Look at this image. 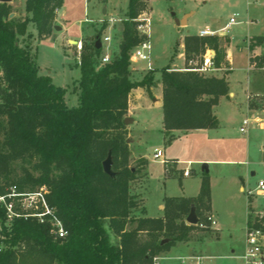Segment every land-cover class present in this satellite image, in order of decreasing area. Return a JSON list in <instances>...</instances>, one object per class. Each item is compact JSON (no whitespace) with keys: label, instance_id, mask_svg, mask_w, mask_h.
Returning a JSON list of instances; mask_svg holds the SVG:
<instances>
[{"label":"trees","instance_id":"trees-1","mask_svg":"<svg viewBox=\"0 0 264 264\" xmlns=\"http://www.w3.org/2000/svg\"><path fill=\"white\" fill-rule=\"evenodd\" d=\"M63 2L26 0L27 16L21 20L9 17L10 3L0 2V193L12 184L20 190L46 185L48 202L67 231L55 238L48 222L16 218L0 264H150L194 229H208V213L201 216V210L210 209L209 178L203 176L196 196L165 197L162 216L146 215L144 200L131 190L145 161L140 168L129 166L124 118L131 91L139 86L149 89L151 80V76L132 80L130 61L133 49L146 38L138 32L136 18L147 4L129 0L119 51L108 62L101 61L102 47L96 48L102 31L83 38L76 87L79 104L68 107L65 88L39 73L32 42H21L30 22L39 38L49 35ZM263 43V35L251 37L250 53ZM183 45L187 63L201 60L207 47L216 51V67L225 63V46L216 35L188 34ZM263 59L250 55V64L262 67ZM195 68L161 69L162 121L168 142L175 130L219 124L213 108L229 95V82L225 75H206ZM109 151L115 176L102 165ZM192 204L206 226L186 222ZM113 237L118 240L113 242Z\"/></svg>","mask_w":264,"mask_h":264},{"label":"rangeland","instance_id":"rangeland-1","mask_svg":"<svg viewBox=\"0 0 264 264\" xmlns=\"http://www.w3.org/2000/svg\"><path fill=\"white\" fill-rule=\"evenodd\" d=\"M25 1L10 3V14H13L10 18L21 20L27 16ZM144 1L151 20L149 40L154 71L149 73L146 61L139 60L137 65L131 63L132 80L140 82L151 76L149 89L136 87L129 96L126 116L135 119L126 125L129 166L140 168L141 161H145L137 179L131 183V190L145 201L146 215L156 216L161 212L159 204L165 197L196 195L203 176L207 175L215 220L222 227L221 241L213 239V226L208 225V229L203 230L199 227L187 239L176 241L168 251L161 252L160 264H240L239 257L224 259L208 255L230 254L232 237L242 236L246 226L248 190L252 192L254 208H264V193L257 187L260 180L264 181V127L252 122L246 132L240 131L246 117L257 115L264 120V59L262 67H255L248 59L249 38L264 34V0ZM128 3L129 0H64L55 13L53 30L44 38H39L35 25L29 23L28 35L21 38V42H32L39 73L50 76L55 85L65 88L68 107L79 104L76 87L81 75V49L69 39L82 41L86 36L102 31V37L109 35L111 42L108 48V43L102 42L101 56L108 52L111 58L114 57L119 51L120 31ZM186 14H190L189 24L177 25L175 19H182ZM231 17L235 18V23L226 28L230 41L225 47V52L230 49V54L226 52V55L231 58V65L203 73L216 76L228 73L230 92L232 89L235 96H223L214 106L213 112L219 121L216 128L175 132L176 137L168 142L163 128V110L158 102H154V97L162 93L161 69L165 66L200 67L203 57L188 63L185 60V36L197 34L206 27L219 32ZM227 35L224 38L216 35L222 46H225ZM255 56L264 58V48ZM248 93L251 95L246 99ZM247 102L252 111L248 110ZM157 149L163 150V158L172 161L167 168V162L164 165L161 158L153 157ZM204 164H207V173L202 169ZM185 169L190 170V175L183 174ZM241 184L244 191L239 190ZM208 212L201 210V216ZM117 240L113 237V242Z\"/></svg>","mask_w":264,"mask_h":264},{"label":"built area","instance_id":"built-area-1","mask_svg":"<svg viewBox=\"0 0 264 264\" xmlns=\"http://www.w3.org/2000/svg\"><path fill=\"white\" fill-rule=\"evenodd\" d=\"M136 20L138 32L146 36V38L133 49L130 61L132 64L139 60L146 61L147 69H152V45L149 40L151 26L150 16L146 11H143L138 15ZM233 23H235V18L231 17L226 27L219 32L210 29H201L199 30L198 35H219L220 32H226V28ZM103 41L109 43L111 37L109 35H104L102 37V42ZM76 46L79 50L82 49V41H76ZM215 55V50L207 47L203 53L202 65L195 69L201 72L219 69V67H216L214 64ZM109 60L110 54L106 52L101 58V61L104 63ZM262 121V118L259 116H253L252 118L246 117L242 121L240 131L246 132L247 127L252 122L260 124ZM262 148L264 150V143ZM163 156L164 152L162 149H157L153 153L155 159L161 158V161L166 162ZM189 174L190 170L185 169L184 175ZM257 187L259 192L264 193V181L260 180ZM48 193L49 188L46 185L39 186L34 190H20L16 184H12L7 187L4 193H0V208L4 211V216L0 218V253L3 252L8 245V231L11 229L13 221L16 218H35L42 223L48 222L50 224V231L55 238H62L67 234V231L64 229L61 220L56 215L54 208L50 206L48 202ZM248 194L251 196V190H248ZM207 220L210 226H215L216 220L211 214H208ZM198 224L201 227L206 226V224L201 222ZM261 225L264 226V208L250 210L246 226L245 249L242 254L239 255V259H241L240 264H264V229ZM160 258V256H155L153 262L150 264H160ZM196 258L200 259L199 256Z\"/></svg>","mask_w":264,"mask_h":264},{"label":"crops","instance_id":"crops-1","mask_svg":"<svg viewBox=\"0 0 264 264\" xmlns=\"http://www.w3.org/2000/svg\"><path fill=\"white\" fill-rule=\"evenodd\" d=\"M13 1L14 0H11V4L13 3ZM191 14V13H190ZM190 14H186L185 15V18H186V24H189V19H188V17L190 16ZM202 29H209L208 27H206V28H202ZM201 30V29H200ZM199 32V31H198ZM198 32H197V35H198ZM225 35H227L226 34V32H220V34H219V36L220 37H222V38H224L225 37ZM259 35H263L264 36V34H258V35H253V36H259ZM253 36H251V37H253ZM250 37V38H251ZM249 38V39H250ZM226 39H229V36L227 35V38H225V40ZM70 41H75V40H72V39H69V42ZM229 41H230V39H229ZM249 41V40H248ZM111 42V41H110ZM109 42V43H110ZM109 43L107 44V48H108V46H109ZM229 43V42H228ZM228 43H226L225 42V47H226V45L228 44ZM183 47H184V45H183ZM262 48H264V43L262 44V45H260V46H257L253 51H252V55H255V54H257V55H259V53H260V50L262 49ZM226 49V48H225ZM249 50V49H248ZM216 52V51H215ZM227 54H230V49H227ZM185 54V53H184ZM182 55H183V52H182ZM250 55H251V53H250V51H249V63H250ZM231 65V58L230 57H228L227 55H226V58H225V63L224 64H222V66L221 67H223V66H227V65ZM134 65H137V63H134ZM221 67H219V69L221 68ZM140 68L141 69H144L145 67L144 66H140ZM229 70H228V72L231 70V66H229V67H227ZM132 71V70H131ZM228 73H225V74H223V75H225L226 76V78H227V80H228V75H227ZM222 76V75H221ZM228 82H229V80H228ZM161 88H162V86H161ZM229 88H230V84H229ZM234 95L235 96V92L231 89V92L229 93V95ZM251 94H247L246 95V99L247 98H249V96H250ZM154 102H158L157 104L159 105V106H161V108H162V93L161 94H158V96H156V97H154ZM247 108H248V110L249 111H252V110H250L249 109V107H248V102H247ZM255 116H257V115H255ZM162 118H163V116H162ZM263 120V119H262ZM133 121H135V119L133 120ZM260 125V127L261 128H263L264 127V120L259 124ZM242 126V125H241ZM240 126V127H241ZM190 131H192V130H188V131H181V130H175V131H173L172 132V139H174L176 136H175V132H178V133H180V132H190ZM244 133V132H243ZM164 160L167 162L166 163V168H167V164L169 165L170 164V162H172L171 160L169 161V160H167L166 158H164ZM164 165H165V162H164ZM165 168V169H166ZM204 171V170H203ZM183 174H184V172H183ZM147 175V174H146ZM190 175V174H189ZM185 176H188V175H185ZM199 190H200V186H199ZM199 190H198V193H199ZM239 190L240 191H244L245 190V188H244V186L241 184L240 186H239ZM197 193V194H198ZM196 194V195H197ZM196 195H191V196H186V197H193V196H196ZM251 198H253L252 197V195L251 196H248V205H247V211H246V226H247V221H248V218H249V211L251 210H258V209H262L263 207H260V208H258V209H255L254 208V206L252 205V202H253V199L251 200ZM144 203H145V201H144ZM145 205V204H144ZM146 207V206H145ZM163 203H160L159 204V209H160V213L158 214V215H156V216H149V217H158V216H162L163 215ZM146 213H147V210H146ZM208 214H211L215 219H216V216H215V209H214V206H213V204H212V197H211V202H210V209H209V212H208ZM148 216V215H147ZM246 226L243 228V232H242V236L241 237H237L236 239H234L233 237H232V248L230 249V254H223V255H219V254H217V255H208V257H222V258H224V259H237L238 257H239V255L240 254H242V252L244 251V249H245V237H246ZM213 228L215 229V233H214V235H213V239H215V242H220L221 241V230H222V227L220 226V224H219V222L218 221H216V224H215V226H213ZM212 236V235H211ZM234 239V240H233ZM197 257V256H196ZM200 257V256H199ZM206 257H207V255H206Z\"/></svg>","mask_w":264,"mask_h":264},{"label":"water","instance_id":"water-1","mask_svg":"<svg viewBox=\"0 0 264 264\" xmlns=\"http://www.w3.org/2000/svg\"><path fill=\"white\" fill-rule=\"evenodd\" d=\"M0 2L2 3H10L11 0H0ZM13 15V14H10V16ZM176 20V24L179 25V26H184L186 25V18H182V19H175ZM57 29H60L59 26H55ZM76 43V41H74ZM102 47V39L100 37H98L96 39V48H101ZM133 118L130 117V116H126L124 118V123L126 125H128L129 123L133 122ZM103 165V169L104 171L109 175V176H115V171L113 170L112 168V165H113V159H112V154H111V151H109L107 157L105 158V160L103 161L102 163ZM203 170L207 171L208 172V168H207V164H204L203 165ZM186 221L187 223L189 224H198L199 223V217L197 215V212H196V207L194 204L191 205V209H190V212L189 214L187 215L186 217ZM167 241L166 239H164L162 242H165Z\"/></svg>","mask_w":264,"mask_h":264}]
</instances>
